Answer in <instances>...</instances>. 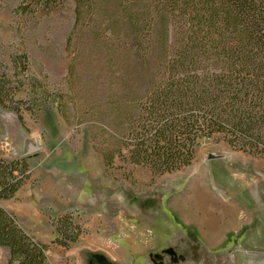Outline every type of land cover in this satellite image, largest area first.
<instances>
[{
  "label": "trees",
  "instance_id": "obj_1",
  "mask_svg": "<svg viewBox=\"0 0 264 264\" xmlns=\"http://www.w3.org/2000/svg\"><path fill=\"white\" fill-rule=\"evenodd\" d=\"M74 20L66 48L76 64L101 61L87 90L89 120L101 132L97 149L106 169L115 161L143 167L153 177L188 167L204 138L217 137L232 150L264 160V0H73ZM64 0H19L11 73L0 62V108L36 116L53 99L59 114L74 108L70 97L39 90L29 76L24 33ZM71 81V80H70ZM24 95L19 97L18 95ZM70 106V107H69ZM70 109V110H71ZM75 109V108H74ZM95 141L96 135L90 134ZM30 178L25 157H0V201L12 199ZM52 244L68 250L81 236L70 213L49 218ZM0 248L6 264H49L48 247L28 235L15 215L0 208Z\"/></svg>",
  "mask_w": 264,
  "mask_h": 264
},
{
  "label": "rangeland",
  "instance_id": "obj_2",
  "mask_svg": "<svg viewBox=\"0 0 264 264\" xmlns=\"http://www.w3.org/2000/svg\"><path fill=\"white\" fill-rule=\"evenodd\" d=\"M18 3L0 0V62L8 73L11 45L21 39L13 14ZM73 20L74 2L64 0L57 12L23 35L29 76L40 82L39 90L28 87L27 92L32 97L43 91L70 97L75 105L67 114L72 124L53 99L36 103L41 110L35 117L25 113V127L0 108V157L21 156L34 138L40 143L31 161L29 155L23 157L33 172L28 186L40 194L42 220L70 213L81 227L80 238L68 250L52 241L44 244L46 256L52 262L65 258L67 264H264L263 159L234 151L213 137L201 139L192 163L173 173L153 177L146 168L117 160L105 168L94 149L103 148L101 132L90 128L89 120L75 125L72 118L75 111L88 117L87 90L96 88L90 76L92 69L95 76L101 68V61L80 64L78 58L74 79L66 78L76 57L66 48ZM23 226L37 236L49 233L31 229L27 220ZM6 261L7 251L0 248V264Z\"/></svg>",
  "mask_w": 264,
  "mask_h": 264
},
{
  "label": "crops",
  "instance_id": "obj_3",
  "mask_svg": "<svg viewBox=\"0 0 264 264\" xmlns=\"http://www.w3.org/2000/svg\"><path fill=\"white\" fill-rule=\"evenodd\" d=\"M3 131L4 130L0 126V136ZM8 133L11 134L10 132ZM15 143H16V139H14L13 144ZM13 144L11 145V147L13 146ZM40 149H41L40 143L36 141V139L34 138L32 140V143L25 145L23 154L21 156L18 155L14 158L17 157L19 158V157H23L24 155H29L30 157L29 159L31 161L32 156L40 152ZM16 151L18 152V149ZM32 179H33V172H30L29 180L18 190V192L15 194V197L10 200L0 201V208L4 209L8 213L15 215L16 218L18 219L19 224L21 225V228L27 234L33 236L38 243L48 244L54 239V229L50 225L48 220L43 221L39 215L38 212V206H39L38 198L40 197V194H38L39 191L37 187H34L32 185L28 186L29 182ZM26 187H28V191L23 192V190ZM23 197H25L26 199L24 201L25 203L22 201ZM18 199H20V202L18 201ZM25 220H27L31 224V229H33L34 228L33 226H35L37 229H43L45 231H49L48 235L37 236L34 233L28 231V229L23 226V222ZM43 222L45 223L46 228L45 227L42 228L43 226L42 224H44ZM47 261L49 264H67L65 258L63 259L57 257L54 258L52 262L51 259L47 257Z\"/></svg>",
  "mask_w": 264,
  "mask_h": 264
}]
</instances>
